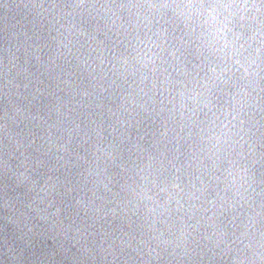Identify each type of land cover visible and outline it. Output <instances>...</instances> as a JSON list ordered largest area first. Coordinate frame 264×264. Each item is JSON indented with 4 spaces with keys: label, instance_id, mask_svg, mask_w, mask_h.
I'll use <instances>...</instances> for the list:
<instances>
[{
    "label": "clouds",
    "instance_id": "9594fccd",
    "mask_svg": "<svg viewBox=\"0 0 264 264\" xmlns=\"http://www.w3.org/2000/svg\"><path fill=\"white\" fill-rule=\"evenodd\" d=\"M0 264H264V0H0Z\"/></svg>",
    "mask_w": 264,
    "mask_h": 264
}]
</instances>
